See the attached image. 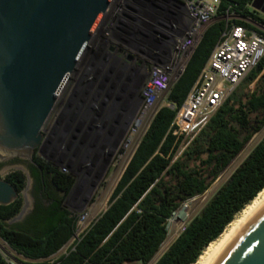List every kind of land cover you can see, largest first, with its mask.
Masks as SVG:
<instances>
[{
    "label": "trees",
    "instance_id": "obj_1",
    "mask_svg": "<svg viewBox=\"0 0 264 264\" xmlns=\"http://www.w3.org/2000/svg\"><path fill=\"white\" fill-rule=\"evenodd\" d=\"M252 1L220 0L217 16L234 14L264 28V16L250 8ZM235 22L245 25L242 20ZM225 26L221 19L207 27L170 89L168 102L181 106ZM257 31L264 36V31ZM174 116L175 110L167 107L157 111L106 209L74 250L52 264H150L166 237V222L172 214L184 201L203 194L244 145L264 129V57L172 162L178 146L171 128ZM36 152V167L28 166L31 209L19 221H13L22 211L23 198L0 206V239L26 260L23 264H49L48 259L71 238L75 223V217L64 207L74 177ZM5 180L17 192L26 185V177L19 170L7 173ZM263 189L264 136L154 264H194Z\"/></svg>",
    "mask_w": 264,
    "mask_h": 264
},
{
    "label": "built area",
    "instance_id": "obj_2",
    "mask_svg": "<svg viewBox=\"0 0 264 264\" xmlns=\"http://www.w3.org/2000/svg\"><path fill=\"white\" fill-rule=\"evenodd\" d=\"M179 2L111 0L87 44L88 65L99 73L109 71L119 74L121 58L117 56V52L120 48L124 49L126 44L146 47L145 49L148 50L145 57L138 59L140 67L128 81L130 85L141 81V86L138 91L132 92L127 97L124 112L115 125V130H119L124 126L127 117L133 115L119 145V157L124 162L121 174L161 107L175 110L171 128L172 135L178 140V146L172 158L173 162L182 155L210 118L264 57V36L257 31H264L261 25L248 19H241L234 14L226 13L225 16L218 17L220 0H179ZM158 15L167 25L165 34L160 35L156 29ZM221 19L226 22V26L220 40L183 103L180 107H176L167 100L170 89L182 75L204 31L213 22ZM237 20L244 21L245 25L237 24L235 22ZM145 65L150 67L147 73L142 72ZM120 75L122 77V74ZM50 142L51 140L48 142L42 140L40 148L45 147L47 151ZM49 148L52 152L48 158L55 163H58L59 159L66 160L63 155H58V148ZM67 163L69 167L72 166L70 161ZM66 168L69 170L68 167ZM61 170L66 172L64 167ZM208 189L203 194L207 193ZM201 195L184 201L166 222V237L150 264H154L184 232L193 218L189 214L190 206ZM79 202L77 197H73L71 204L75 206ZM178 213H181L180 218L177 217ZM94 220L87 212L77 215L71 238L48 259V263L52 264L73 251ZM173 221L177 222V228L174 233H170L168 227ZM8 256V260H5L7 264H18L14 259L16 256L12 253H8Z\"/></svg>",
    "mask_w": 264,
    "mask_h": 264
},
{
    "label": "water",
    "instance_id": "obj_3",
    "mask_svg": "<svg viewBox=\"0 0 264 264\" xmlns=\"http://www.w3.org/2000/svg\"><path fill=\"white\" fill-rule=\"evenodd\" d=\"M110 2L0 0V163L18 158L36 165L33 155L43 139L42 127ZM250 8L264 16V0H253ZM140 86L141 81L132 92ZM126 87L127 82L122 94ZM132 119L128 116L116 132L99 168L108 162ZM6 172L7 168L0 171V206L23 193L5 180ZM209 264H264V203Z\"/></svg>",
    "mask_w": 264,
    "mask_h": 264
},
{
    "label": "rangeland",
    "instance_id": "obj_4",
    "mask_svg": "<svg viewBox=\"0 0 264 264\" xmlns=\"http://www.w3.org/2000/svg\"><path fill=\"white\" fill-rule=\"evenodd\" d=\"M155 26L160 35L167 32V25L159 15ZM124 46V49L120 48L117 52V56L124 60L129 57L132 59L133 63H136L138 67H140V61L138 59L142 56L145 57V55L148 54V50L145 49L146 47L141 48L127 44ZM87 53L88 51L85 49L41 130L43 134L42 140L50 139L51 145L49 147L58 148V155H63L66 157V160L63 161L59 159L58 163H55L52 159L48 158L52 152L49 147L47 151L45 147H39L36 155L60 169H63L64 167L66 169V172L64 173H68L74 177L75 183L64 200V207L68 209L74 217H77V215L83 212H87L89 217L94 220L106 209L109 197L124 166V162H122L119 157V145L122 138L118 142L116 148L112 151L108 162L102 168H99L100 165H98V162H100L101 158L105 156L106 150L109 149V143H111L117 135L116 132L118 130H115L116 124H113L116 115L110 117L109 122L107 117L101 116L100 122H97L92 130H88L87 126H84L80 130H74L76 127L74 124L77 125L81 120L84 112L87 110L88 104L90 103L91 96L118 93L123 85V80H121L122 78L118 79L119 76L116 73L109 71L99 73L93 71L88 65ZM149 69L150 67L145 65L142 68V72L147 73ZM252 88L253 84L249 86V89ZM129 91L132 92L127 86L126 92L120 95L122 97L119 103L120 106L126 101L127 97H129ZM81 97L83 99V104H81L82 108L80 111H77V99ZM73 114H75L74 117ZM62 117L64 120L61 122ZM71 117L74 118L71 125L72 128L67 130L63 136L64 127L70 123L68 121ZM63 121L67 124L64 125ZM105 122H107V124ZM57 124L58 129L56 128ZM71 135H74L75 139L71 138ZM263 136L264 129L254 135L244 145L238 155L234 157L219 177L211 184L208 192L199 196V198L191 204L189 214L192 217L200 212L207 201L241 164ZM68 161L72 164L71 172L66 168L68 167ZM95 164L96 166H93ZM18 166L20 165H14L11 168V171L20 170L21 167ZM21 169L26 176V187L23 191L24 203L21 215L13 221H19L32 206V199L30 197L31 181L27 178V171L25 168ZM73 197H77L80 200L78 205L72 206L71 201ZM176 228L177 222L173 221L169 225L168 230L170 233H174ZM8 253H12L22 262L24 261L23 258L12 252L0 239V255L6 261L9 258Z\"/></svg>",
    "mask_w": 264,
    "mask_h": 264
},
{
    "label": "flooded vegetation",
    "instance_id": "obj_5",
    "mask_svg": "<svg viewBox=\"0 0 264 264\" xmlns=\"http://www.w3.org/2000/svg\"><path fill=\"white\" fill-rule=\"evenodd\" d=\"M137 68H138V65L136 63H133L132 59L129 58V57L126 58L125 60L124 59H120L119 60V71L120 72H119L118 76L120 77L121 76L120 74H122V77H121L122 79L121 80H123V83L127 82V86L129 87V89L131 91L133 90L134 86L137 85L138 83L130 85V84H128L129 80L127 78H129V79L132 78V76L135 74ZM122 86L119 89L118 93H115V94H109V95L108 94H98L96 96L95 95L91 96L90 97V103L87 106V110L84 112V114H83L81 120L79 121V123L77 125L74 124V126H76L74 130H80L84 126H87L88 130H92V128L96 125V123L100 122V117L101 116L107 117L108 118V122H109L110 117H113L114 115H116L115 119L113 121V124H116L117 120L120 118L121 114L124 112V109H125V102H123V104H121V106L119 105L120 100L122 98L120 96L122 94L121 91L123 90ZM126 89H127V87H126ZM125 92H126V90L124 91V93ZM131 93L132 92H130L129 95H131ZM81 104H83L82 97L77 99V106H76L77 111L81 110V108H82ZM74 116H75V114H73V117ZM73 117H71V119L68 121V122H70L69 124L66 123L67 120H66V122L63 121L64 125L67 124L64 127V131H63V134H62L63 136H64V134H65V132L67 130H70V128H72L71 125H72V122H73V119H74ZM62 120H64L63 117L61 119V122H62ZM105 123L107 124V122H105ZM56 126H57L56 128L58 129V124ZM71 138L75 139L74 135H71ZM49 140L50 139L46 140V142H48ZM14 165H20L18 167L25 168L29 178H30V175H29V171H28V166L32 165L33 167H36L35 165L31 164L27 160L13 158V159L5 160L4 162L0 163V171L2 169H4V168H7V172H6V174H7V173H9L11 171V168ZM30 181H31V179H30ZM31 184H32V181H31ZM25 187H26V185H25ZM30 189H31V187H30ZM21 197L23 198V193H22ZM23 201H24V199H23ZM9 223L10 222H7V224H9ZM2 259L3 258L1 257V259H0L1 263H2V261H1ZM3 261H5V260L3 259Z\"/></svg>",
    "mask_w": 264,
    "mask_h": 264
},
{
    "label": "bare ground",
    "instance_id": "obj_6",
    "mask_svg": "<svg viewBox=\"0 0 264 264\" xmlns=\"http://www.w3.org/2000/svg\"><path fill=\"white\" fill-rule=\"evenodd\" d=\"M263 203L264 189L233 218V220L224 229L223 233L203 250L194 264H209L235 234V232ZM177 217L180 218L181 213H178Z\"/></svg>",
    "mask_w": 264,
    "mask_h": 264
},
{
    "label": "crops",
    "instance_id": "obj_7",
    "mask_svg": "<svg viewBox=\"0 0 264 264\" xmlns=\"http://www.w3.org/2000/svg\"><path fill=\"white\" fill-rule=\"evenodd\" d=\"M30 209H31V208H30ZM30 209H29V210H30ZM24 261H26V260H24ZM24 261H23V262H24Z\"/></svg>",
    "mask_w": 264,
    "mask_h": 264
}]
</instances>
